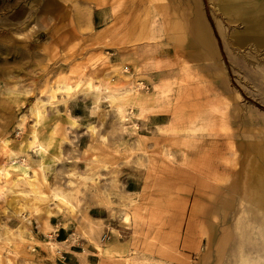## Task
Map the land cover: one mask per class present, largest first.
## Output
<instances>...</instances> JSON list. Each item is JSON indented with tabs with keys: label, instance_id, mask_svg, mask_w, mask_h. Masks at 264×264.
Wrapping results in <instances>:
<instances>
[{
	"label": "rangeland",
	"instance_id": "374dc122",
	"mask_svg": "<svg viewBox=\"0 0 264 264\" xmlns=\"http://www.w3.org/2000/svg\"><path fill=\"white\" fill-rule=\"evenodd\" d=\"M198 1L214 56L193 0H0V264H264V38Z\"/></svg>",
	"mask_w": 264,
	"mask_h": 264
},
{
	"label": "crops",
	"instance_id": "0c3cea01",
	"mask_svg": "<svg viewBox=\"0 0 264 264\" xmlns=\"http://www.w3.org/2000/svg\"><path fill=\"white\" fill-rule=\"evenodd\" d=\"M214 1L218 3L221 10L224 11V13H226L227 15L232 17L235 16L240 19H243L246 24H249V27L247 26L248 28L243 33L238 35H244L249 39L264 38V3L257 4L252 0H214ZM193 2L194 5L191 9L192 18L190 21L191 29H190L189 37L187 38H195L196 40H198L199 50L197 51H201L202 54H204V51L210 54L205 47L204 41H202L201 39L202 38L201 32L198 31L199 21L203 23V25H205L203 15L201 14V10L199 9V5H198L199 1L193 0ZM98 9L94 8L90 11H87L86 19L81 22V25H79L78 28H82L85 31H90V29L94 27V24L96 22L95 11H97ZM107 24L105 26L104 25L101 26L100 30L102 31V34H104V31L108 32L109 25ZM212 55L214 56V52L213 54L211 53V56ZM261 207L263 206L261 205Z\"/></svg>",
	"mask_w": 264,
	"mask_h": 264
},
{
	"label": "bare ground",
	"instance_id": "6f19581e",
	"mask_svg": "<svg viewBox=\"0 0 264 264\" xmlns=\"http://www.w3.org/2000/svg\"><path fill=\"white\" fill-rule=\"evenodd\" d=\"M248 20V19H247ZM244 21V20H243ZM218 28H219V25H218ZM198 31L201 32V36H202V41H204V44H205V47L206 49L208 50V52L211 54H213V48H212V43H211V40L209 39V35L203 25V23H201L200 21L198 22ZM246 34V33H245ZM251 34V33H250ZM243 35H237L236 36V41L235 42H238V43H241V38H242ZM197 53V52H196ZM202 54V53H201ZM207 56V55H206ZM213 56V55H212ZM206 58V57H205ZM203 60V58H202ZM87 85V89L90 87L88 84ZM9 92V91H8ZM54 94H55V88L51 87L50 88V91H49V98H54ZM98 97V96H97ZM106 98V97H105ZM39 105V104H38ZM34 107L32 108V113H33V117L34 119L37 121V124H38V121L41 119V113L37 110V103H35V105H33ZM40 106V105H39ZM41 107V106H40ZM42 110V109H40ZM43 114V113H42ZM73 121H70L69 122V125L70 126H73ZM35 129V128H34ZM91 131H92V128H89ZM34 131H32V140L28 143V145H33L36 143V134L34 135ZM53 136V133L52 132H49V137L47 139H51ZM44 137V136H43ZM41 138V137H39ZM46 140V139H45ZM44 140V141H45ZM29 141V140H28ZM38 141V140H37ZM44 141H38V148L41 150V149H46L48 147L49 144H45ZM47 143V142H46ZM2 149H4V147H2ZM260 183H262V181L260 180ZM57 200H58V206L61 207V208H65V209H71V205L69 204V200L67 201L65 198H62L60 196H56ZM264 199H263V195L260 193V192H256V198H255V203L258 205V207L261 208V205L263 203Z\"/></svg>",
	"mask_w": 264,
	"mask_h": 264
},
{
	"label": "trees",
	"instance_id": "16d2710c",
	"mask_svg": "<svg viewBox=\"0 0 264 264\" xmlns=\"http://www.w3.org/2000/svg\"><path fill=\"white\" fill-rule=\"evenodd\" d=\"M207 17H208V19H209L210 24L212 25L213 32H214V34L216 35V32H215V30H214V28H213V24H212V21H211L209 15H208V13H207ZM218 45H219V47L221 48V45H220V41H219V40H218ZM221 54L223 55L222 51H221Z\"/></svg>",
	"mask_w": 264,
	"mask_h": 264
},
{
	"label": "built area",
	"instance_id": "2783aa9c",
	"mask_svg": "<svg viewBox=\"0 0 264 264\" xmlns=\"http://www.w3.org/2000/svg\"><path fill=\"white\" fill-rule=\"evenodd\" d=\"M128 69V67H125V70H127Z\"/></svg>",
	"mask_w": 264,
	"mask_h": 264
}]
</instances>
